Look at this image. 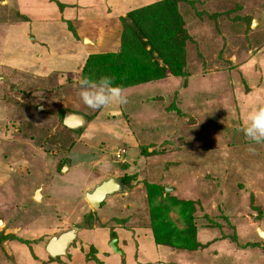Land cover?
Wrapping results in <instances>:
<instances>
[{"label":"rangeland","instance_id":"obj_1","mask_svg":"<svg viewBox=\"0 0 264 264\" xmlns=\"http://www.w3.org/2000/svg\"><path fill=\"white\" fill-rule=\"evenodd\" d=\"M160 1L0 2V264H120L121 230L128 261L154 264L150 236L170 223L201 245L171 248L174 264H264V142L240 131L264 105V0L181 2L182 76L122 89V105L78 95L88 57L119 53L122 20L137 30L128 14ZM68 111L89 127L68 131ZM113 176H133L129 190L94 208L85 193ZM74 226L52 259L50 240Z\"/></svg>","mask_w":264,"mask_h":264},{"label":"trees","instance_id":"obj_2","mask_svg":"<svg viewBox=\"0 0 264 264\" xmlns=\"http://www.w3.org/2000/svg\"><path fill=\"white\" fill-rule=\"evenodd\" d=\"M183 1L186 0H162L131 11L128 16L137 30L127 25L126 21L121 18L124 29L120 52L90 55L81 72L80 79L87 77L90 80H97L101 76H109L114 85L121 89H127L143 83L161 80L168 74L182 76L186 59L185 40L189 37L184 29V21L179 11V4ZM149 45L151 51L157 52L162 59L164 67H160L152 52L147 50ZM147 152L148 150L143 153L147 154ZM132 180L133 176H124L120 180L124 192L129 190L127 187ZM156 219L158 222H170L169 218L166 217L164 219L156 217ZM85 226L86 229L90 228ZM171 226H173L172 223L169 225L162 224L159 227L160 230L156 231L155 241L157 245L188 251H195L200 248L201 245L197 241V231L194 227L190 226L185 232L176 235L172 232L173 227Z\"/></svg>","mask_w":264,"mask_h":264},{"label":"water","instance_id":"obj_3","mask_svg":"<svg viewBox=\"0 0 264 264\" xmlns=\"http://www.w3.org/2000/svg\"><path fill=\"white\" fill-rule=\"evenodd\" d=\"M0 80H2L1 77ZM87 124V117L75 112L68 111L65 113L63 118V126L71 131H79L85 128ZM173 190L174 189L170 187L166 188V192H172ZM121 192H124L123 185L116 178L110 177L107 180L102 181L91 192H87L86 198L94 208L100 209L106 199ZM36 200H41L40 190L36 192ZM79 232L80 229L74 226L72 229L62 233L58 237H53L47 247V252L50 257L52 259H56L62 256H68V251L75 244ZM262 233L264 232L259 229V234L261 236L264 235ZM117 242L118 240L114 239L111 244V248L115 254H122V252L118 249Z\"/></svg>","mask_w":264,"mask_h":264},{"label":"clouds","instance_id":"obj_4","mask_svg":"<svg viewBox=\"0 0 264 264\" xmlns=\"http://www.w3.org/2000/svg\"><path fill=\"white\" fill-rule=\"evenodd\" d=\"M81 101L92 109L101 108L110 102L127 103L122 89L113 84L109 76H101L97 80L85 77L80 82L78 93ZM248 123L240 129L244 137L254 143L264 142V105L259 106L247 117Z\"/></svg>","mask_w":264,"mask_h":264},{"label":"crops","instance_id":"obj_5","mask_svg":"<svg viewBox=\"0 0 264 264\" xmlns=\"http://www.w3.org/2000/svg\"><path fill=\"white\" fill-rule=\"evenodd\" d=\"M144 6V5H143ZM139 8H141V7H139ZM137 9V8H136ZM122 16H125V15H122ZM122 16H120L119 17V19L120 18H122ZM79 21V20H78ZM101 27L103 28V26L101 25ZM107 27V26H106ZM94 45V44H93ZM96 45V44H95ZM76 113V112H75ZM100 113H102V112H100ZM100 113L96 116V118H98L99 117V115H100ZM79 114V113H78ZM95 118V119H96ZM88 119V118H87ZM92 121V119H90V120H88V124L85 126V128H83V130L81 129V130H79V131H72V132H82V131H84V130H86L88 127H89V125H90V122ZM68 130V129H67ZM68 131H71V130H68ZM119 150V149H118ZM117 150V151H118ZM116 151V152H117ZM116 154V153H115ZM125 156V155H124ZM124 156H123V158H124ZM115 157V156H114ZM69 170H70V168H69ZM110 172V171H109ZM106 177V176H105ZM114 177V176H113ZM110 178V177H109ZM107 180V179H106ZM102 181H104V180H101V182ZM118 181H120V180H118ZM100 182V183H101ZM121 183V182H120ZM99 185V184H98ZM97 185V186H98ZM40 192H41V199H43V195H42V190L40 189ZM87 193V192H86ZM85 193V194H86ZM115 196V195H114ZM114 196H112V197H109L108 199H106V201L107 200H109V199H111V198H114ZM105 201V202H106ZM104 204V203H103ZM115 231V233L117 232V230H114ZM91 232H93V231H91ZM123 230H121V231H119L118 232V238L120 239V238H123ZM78 236H79V234H78ZM119 239H117L118 240V242H117V246H118V249L122 252V254H117V255H119L120 256V264H131L129 261H128V249H127V247H122L121 245H120V240ZM124 239V238H123ZM149 242L150 243H153V245H155V247H156V257L157 258H155V260L153 261L154 262V264H174V262L176 261L175 260V256H176V252H174V250L173 249H171L172 247H170V246H165V245H157L156 244V241H155V239H154V237L153 236H150V240H149ZM112 244V243H111ZM110 244V245H111ZM159 248V249H158ZM127 249V250H126ZM113 251V250H112ZM114 253V252H113ZM69 255V254H68ZM138 257V256H137ZM137 257L135 258V264H143L142 262H138L137 261ZM173 260V262L171 261V259ZM146 264H150V263H146ZM193 264V263H192Z\"/></svg>","mask_w":264,"mask_h":264},{"label":"built area","instance_id":"obj_6","mask_svg":"<svg viewBox=\"0 0 264 264\" xmlns=\"http://www.w3.org/2000/svg\"><path fill=\"white\" fill-rule=\"evenodd\" d=\"M126 154V150L122 149V150H119L117 153H116V159L118 161H121L123 160V156Z\"/></svg>","mask_w":264,"mask_h":264},{"label":"bare ground","instance_id":"obj_7","mask_svg":"<svg viewBox=\"0 0 264 264\" xmlns=\"http://www.w3.org/2000/svg\"><path fill=\"white\" fill-rule=\"evenodd\" d=\"M0 224H2V222H0Z\"/></svg>","mask_w":264,"mask_h":264}]
</instances>
